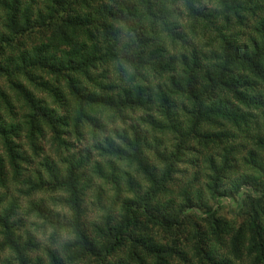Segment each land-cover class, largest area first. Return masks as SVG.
<instances>
[{
    "label": "trees",
    "instance_id": "1",
    "mask_svg": "<svg viewBox=\"0 0 264 264\" xmlns=\"http://www.w3.org/2000/svg\"><path fill=\"white\" fill-rule=\"evenodd\" d=\"M180 165L209 207L160 203ZM0 264H264V0H0Z\"/></svg>",
    "mask_w": 264,
    "mask_h": 264
},
{
    "label": "rangeland",
    "instance_id": "2",
    "mask_svg": "<svg viewBox=\"0 0 264 264\" xmlns=\"http://www.w3.org/2000/svg\"><path fill=\"white\" fill-rule=\"evenodd\" d=\"M17 117L16 115H14ZM127 118L125 120H122L120 117H116L115 120H109L105 126V130L103 133L106 135L108 134H133L136 131L140 130L139 127V115H125ZM154 117V115H151ZM38 144L42 148V151L47 152L50 150L51 140L49 139V136H45L41 139H39ZM163 150V149H161ZM249 152H252L256 155V151L250 147L249 145L244 150V155H248ZM261 157V156H259ZM258 157V158H259ZM38 161V160H37ZM37 161H34L36 164ZM144 161L145 165L155 171L157 174L160 173L161 167L159 166L158 160L156 157L152 154H145L144 155ZM193 168L188 165H180L177 168L176 173L173 177V182L169 189L172 191L171 195H168L166 198L161 199L160 203L162 205L167 206V210L169 211H175L177 210V206L181 205V202L184 203V195L185 193H189V197H192L193 202L200 205H207L209 207L212 202L209 200V196L205 195L204 190V184L205 182L203 179L200 178V176L197 178L195 177L196 172H192ZM244 171H247V168H244ZM132 177V186L137 189L141 190V192L145 191L146 185L142 178L138 176V174L135 172L134 169H131L130 171ZM141 178V179H140ZM234 179H228L225 180L223 183V198H219L218 203L220 205V212L223 215H226L228 217H236L237 216V209L238 205L240 203V200L243 198V195L234 196L231 192V185L233 183ZM112 197V196H110ZM41 198L43 200V203L45 207L50 210L58 209L55 208L56 202L52 200L47 194L45 196L39 195L37 199ZM86 207L88 209L91 208V200H87ZM193 203V204H194ZM215 205V204H214ZM27 206V203L22 201L21 202V208L19 211V216L22 218V221L20 222V230L18 233H20V240L23 242L26 240V236L29 235L35 243H39L40 249L43 248V244L45 243V247H48L49 243L48 240H46V236H43L40 233L32 232V226L29 218H27L24 215L25 207ZM216 207V206H215ZM61 214L63 213V210L60 209ZM94 213L87 214L86 220L88 221V228L91 229L94 223ZM91 232V231H90ZM41 243V244H40ZM39 249V254L42 255L41 250Z\"/></svg>",
    "mask_w": 264,
    "mask_h": 264
}]
</instances>
